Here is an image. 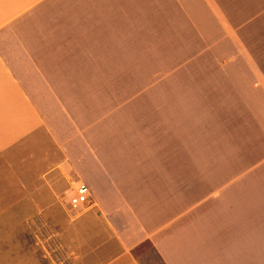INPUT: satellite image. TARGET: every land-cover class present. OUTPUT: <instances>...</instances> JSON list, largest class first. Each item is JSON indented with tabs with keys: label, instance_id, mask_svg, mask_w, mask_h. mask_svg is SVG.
<instances>
[{
	"label": "crops",
	"instance_id": "0c3cea01",
	"mask_svg": "<svg viewBox=\"0 0 264 264\" xmlns=\"http://www.w3.org/2000/svg\"><path fill=\"white\" fill-rule=\"evenodd\" d=\"M250 3L0 0V264L63 162L93 194L63 228L83 264H141L145 241L165 264H264ZM31 147L49 156L20 163Z\"/></svg>",
	"mask_w": 264,
	"mask_h": 264
},
{
	"label": "rangeland",
	"instance_id": "374dc122",
	"mask_svg": "<svg viewBox=\"0 0 264 264\" xmlns=\"http://www.w3.org/2000/svg\"><path fill=\"white\" fill-rule=\"evenodd\" d=\"M250 2L246 24L249 29L250 48L261 66L264 67V0H250ZM47 155V153H42L40 148L38 150V148L31 147L20 154L18 158L20 163L36 161L38 165L40 161H44ZM56 155V152L53 151V156ZM48 167L49 165H44L40 169H36L33 171V175L36 178L42 177ZM72 167L65 162L59 163L56 166L57 173L52 180H46L43 177L47 191L43 193L42 200L33 203L27 202V205L33 206V208L29 206L27 209V215H30L27 217L23 229H10V236L20 240L21 244L20 249L11 246L7 251L13 264L20 261L18 259H21V249L25 253V257L30 258V261L27 259L29 261L27 264H83L80 255L68 243L63 228L67 224H75L81 219L84 212L93 205V194L90 197V202L79 211L69 209L65 192L71 187L70 181L82 180L87 183L81 177L80 172ZM40 189L36 188L37 191ZM49 228L57 233V241L50 235L51 229ZM14 230L17 231L16 234L13 233ZM58 243L61 244L60 251ZM15 245L17 246V241H15ZM43 245L47 247L46 250ZM50 248L52 250L49 251ZM134 256L141 264H165L153 245L147 241L135 248ZM3 257L5 254L0 251V259ZM54 259L56 260L54 261Z\"/></svg>",
	"mask_w": 264,
	"mask_h": 264
},
{
	"label": "built area",
	"instance_id": "2783aa9c",
	"mask_svg": "<svg viewBox=\"0 0 264 264\" xmlns=\"http://www.w3.org/2000/svg\"><path fill=\"white\" fill-rule=\"evenodd\" d=\"M70 184H71V187L69 188V190H66L65 192L68 198L67 206L69 207L71 211H79L81 208H83L85 205H87L90 202V197L92 195L91 187L82 180H77V181L71 180ZM50 235L53 238H55V240L57 241V233H55L54 230L51 229ZM57 246H58V250L60 251L61 244L58 243ZM43 248L46 250L47 247L43 245ZM50 250H52V248H50L49 251ZM55 260L56 259H54V261Z\"/></svg>",
	"mask_w": 264,
	"mask_h": 264
},
{
	"label": "trees",
	"instance_id": "16d2710c",
	"mask_svg": "<svg viewBox=\"0 0 264 264\" xmlns=\"http://www.w3.org/2000/svg\"><path fill=\"white\" fill-rule=\"evenodd\" d=\"M147 242H149V243H151V241H147ZM152 244V243H151ZM153 245V244H152Z\"/></svg>",
	"mask_w": 264,
	"mask_h": 264
}]
</instances>
